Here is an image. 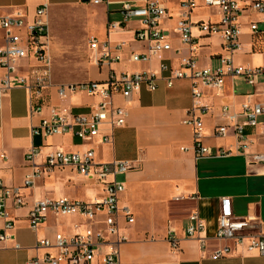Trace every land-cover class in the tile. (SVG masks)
<instances>
[{
    "label": "crops",
    "instance_id": "0c3cea01",
    "mask_svg": "<svg viewBox=\"0 0 264 264\" xmlns=\"http://www.w3.org/2000/svg\"><path fill=\"white\" fill-rule=\"evenodd\" d=\"M143 0H104L99 3L80 0H0V15L20 9L27 17L37 5L48 7L49 33L46 38V54L50 85L38 101L40 113H31L27 91L15 85L0 95V180L7 186H22L25 174L30 170L25 153L31 145H41V155L35 162L44 160V153L52 149L66 152L94 151L97 163L112 160H127L133 168L116 176L123 183L124 190L119 196V206L129 207L134 214V223L121 222V232L126 240L120 244L119 262L116 264H264V256L254 252L235 249L233 241H222L215 237L220 201L229 197L233 215L253 217V227L264 232V163L250 164L244 155L234 151L235 138L215 136L216 125L224 123L221 107L230 105L238 110L245 93L257 92L254 99L264 103L260 86L247 84L241 76L227 77L219 95L204 89L202 101L209 110L202 116L204 123L203 143L212 149H231V154L221 156L195 157L192 148V127L182 120L192 105L191 84L177 79L167 87L158 79L155 90L142 87L129 101L115 95L113 103L127 108L125 124L111 129L104 124L100 134L111 136L107 143L100 142V136L91 140H79L71 134L52 135L46 138L32 136L31 129L41 116L55 108H66L73 113H88L100 100L96 95L75 93L66 98L58 97L56 87L60 84L82 81H103L111 69L116 73L159 70L160 61L177 66L180 55L187 53V47L179 39L176 30L179 8L176 0H169V16L161 21V28L167 35L171 49L161 58L151 56L146 61H132L131 53H145L147 44L134 39V30L139 27L135 19L123 26L108 29V23L120 21V3ZM217 9L199 8L191 18L218 19ZM261 16L253 11H244L239 18L242 34L241 47L234 54V62L248 67L264 65V39H255L249 29V21H258ZM264 28V22H259ZM193 34L200 44L197 53L201 66H215L222 52L220 35L202 36L197 29ZM98 41L122 43L121 58L108 65L97 58L88 45L90 38ZM82 39L79 45L78 39ZM55 47L67 58L65 75L56 68ZM180 50V54L176 53ZM42 65L33 58L18 63V72L28 75L40 70ZM3 72L0 70V77ZM264 118V115L261 116ZM253 131L254 144L251 151L264 149V138L259 129ZM182 148H186L183 150ZM26 204L15 208L8 202V212L14 220L11 230L12 241L0 242V264H26L34 255L45 249L37 248L36 242L43 237L52 238L55 232H73L74 216L48 214L37 229H30L27 212L33 201L45 195L67 196L73 199L93 201L102 195L100 183L87 180L70 167L58 168L36 179L30 187L21 189ZM197 212L204 223L199 238L185 236L187 218ZM3 220L0 219V232ZM172 228L179 239V249L172 252L166 240L168 228ZM200 238L204 247L200 246ZM14 243L19 245L14 247ZM228 245L235 253L219 259L210 254ZM104 248L87 264L101 263Z\"/></svg>",
    "mask_w": 264,
    "mask_h": 264
},
{
    "label": "built area",
    "instance_id": "2783aa9c",
    "mask_svg": "<svg viewBox=\"0 0 264 264\" xmlns=\"http://www.w3.org/2000/svg\"><path fill=\"white\" fill-rule=\"evenodd\" d=\"M91 1L96 4L104 0ZM169 0H143L140 3L123 1L120 3V21L109 22L107 28L124 27L131 19L139 22L134 30V39L146 43L145 53H131L130 59L146 61L151 56L161 58V54L171 49L167 35L161 28V21L168 17ZM107 2V0H106ZM179 13L176 32L181 42L187 47V53L180 55L177 66L160 61L157 71L120 72L111 69L103 81H82L60 84L56 93L60 98H66L75 93H87L100 98L99 102L88 113H73L66 108H55L43 115L37 125L31 129L32 136L46 138L52 135L71 134L79 140H91L100 136V142L107 143L111 136L100 134L101 125L111 129L125 124L127 108L113 103L115 95H120L129 101L142 87L153 91L158 79H163L167 87L175 80L184 79L191 84L192 105L182 120L192 127V148L195 157L221 156L231 154V149L216 148L205 145L204 123L202 116L209 110V105L202 101L204 89L219 95L227 77L241 76L251 86H260V94L264 95V65L248 67L234 62V54L241 47L242 29L239 18L244 11H253L261 16L258 21H249V29L255 39H264V28L259 22H264V0H176ZM217 9L218 19L193 20L194 10ZM197 29L199 35H220L222 52L217 57L215 66H201L197 53L200 44L193 34ZM49 33L48 7L46 3L36 6L32 17H27L20 9L5 15H0V95L15 85L23 86L28 95L31 113H40L42 105L38 101L43 90L50 85L48 69L49 57L46 54V38ZM89 48L97 54L99 61L108 65L120 60L122 43L112 44L110 41H98L92 37L88 41ZM180 54V50H176ZM33 58L42 65L40 70H34L28 75L18 72V63L27 58ZM257 92L245 93L244 100L238 110L230 105L221 107L224 123L216 125L215 136L231 134L235 138L234 151L245 156L250 164L264 163V149L251 151L254 144L250 129H259L264 138V103L254 99ZM41 145H31L25 153L30 170L25 174L22 186H7L0 180V219L3 220L0 232V242L12 241L11 230L14 220L8 212V202L12 201L15 208L26 204L22 188L30 187L35 180L55 169L70 167L87 180L100 183L102 195L93 201L73 199L67 196L55 197L45 195L31 203L27 212L30 229L37 230L46 220L48 214L55 216H74L73 232L65 234L55 232L52 238L43 237L36 242L37 248L45 251L34 255L26 264H87L98 254V248L103 247L101 263L116 264L119 262L120 244L126 240L121 232V222L134 223V214L127 206H119V196L124 190L122 182L116 176L125 173L134 166L127 160H112L97 163L94 151L66 152L52 149L44 153V160L38 164L36 158L41 155ZM186 150V148H182ZM251 216L236 217L233 215L231 200L223 197L220 201L219 215L215 237L222 241H233L234 248L254 252L264 256V232L253 227ZM204 223L197 212H192L187 218L184 228L185 236L196 238L203 230ZM199 238V237H198ZM166 240L172 252L179 249V239L172 228L167 229ZM200 246L204 242L200 238ZM14 247L19 245L14 243ZM228 245L213 251L211 259L227 257L235 253Z\"/></svg>",
    "mask_w": 264,
    "mask_h": 264
},
{
    "label": "rangeland",
    "instance_id": "374dc122",
    "mask_svg": "<svg viewBox=\"0 0 264 264\" xmlns=\"http://www.w3.org/2000/svg\"><path fill=\"white\" fill-rule=\"evenodd\" d=\"M78 42H79V45H81L83 41L81 38H79ZM66 61H67V58L61 54V48L55 47L56 68L60 70L63 75H65V72L68 71L66 68L68 63H66Z\"/></svg>",
    "mask_w": 264,
    "mask_h": 264
}]
</instances>
